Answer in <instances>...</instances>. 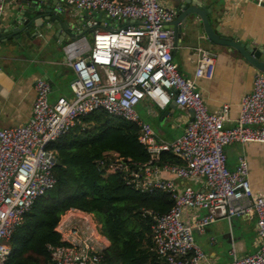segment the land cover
Returning a JSON list of instances; mask_svg holds the SVG:
<instances>
[{
	"label": "built area",
	"instance_id": "obj_1",
	"mask_svg": "<svg viewBox=\"0 0 264 264\" xmlns=\"http://www.w3.org/2000/svg\"><path fill=\"white\" fill-rule=\"evenodd\" d=\"M10 1L0 0V24ZM164 2L58 0L60 6L88 16L100 14L110 24L91 19L90 42L81 35L64 45L66 64L74 74L69 83L72 98L60 97L50 104V84L38 79L27 124L0 129V264H5L10 255V238L24 215L56 185L57 159L49 146L75 126L84 129L82 119L98 111L135 125L138 141L149 155L148 162L136 169L119 157L105 155L97 162L98 168L105 175L122 174L128 186L143 192H165L173 201L164 214L148 212L154 251L163 264H207L195 233H204L219 220L245 215L255 218L259 244L253 253L243 257L232 251L230 264H264V195L253 193L244 157L230 170L224 152L232 144H264V74L255 73L252 90L241 98L236 125L224 128L229 106L208 112L195 81L211 78L215 56L197 50L199 59L193 79L177 71L172 53L174 31L167 27L176 13ZM58 10L62 12L61 7ZM145 99L160 109L174 102L179 109L190 112L193 120L173 141L159 140L136 112ZM164 153L181 163L158 165ZM147 166L153 170L142 173ZM159 169L177 179L197 180L203 189H178L172 180L158 178ZM186 210L203 215L186 223ZM55 232L64 245L47 246V264H105L103 253L108 242L88 214L68 210Z\"/></svg>",
	"mask_w": 264,
	"mask_h": 264
},
{
	"label": "crops",
	"instance_id": "obj_2",
	"mask_svg": "<svg viewBox=\"0 0 264 264\" xmlns=\"http://www.w3.org/2000/svg\"><path fill=\"white\" fill-rule=\"evenodd\" d=\"M51 1L46 0V3H41V10L45 9L47 3ZM187 1L190 2L188 8L201 15L204 23L196 18L182 26L184 15L180 17L175 15L170 23L175 26L172 50L174 64L183 77L193 79L199 59L197 50L214 54L215 66L211 78L195 81L208 112L220 110L223 105L229 106L224 128H231L236 125L241 98L252 90L255 73L264 74V54L256 60L250 57L245 49L237 46V42H240L264 53V3L258 0ZM164 5L176 13L173 0H165ZM59 7L62 8V12H59ZM54 9L60 14L61 20L67 24L71 33L67 34L62 29H55L58 24L50 26V23L43 19L42 25L35 28L37 36L31 40L27 39L22 46H19L12 41V33L9 31L17 4L15 0H11L5 6L0 24V129L27 124L35 101L34 86L38 79H43L50 84L51 91L48 96L50 104L55 103L60 97L72 98L69 83L74 78V74L66 64L63 47L84 32L88 33L90 22L83 24L84 17L88 16L85 12L74 11L68 6L59 4ZM71 13L78 15L77 21L71 20ZM92 21L110 24L100 14L92 18ZM85 36L87 37V34ZM136 112L140 119L153 129L156 137L165 142H171L181 136L191 122V113L179 109L175 103L171 107L168 105L160 109L154 102L145 99L137 106ZM224 152L226 166L230 170L237 166L240 157H244L253 193L264 195V144H232L226 146ZM163 155L170 156L174 161H163ZM106 156L119 157L114 152H109ZM165 162L181 163L168 153L161 155L158 165ZM133 166L137 168L134 164ZM152 170V167L147 166L142 168V173ZM157 176L162 180H172L178 189L184 187L203 189L201 182L197 180L177 179L162 169H159ZM129 187L141 193H150ZM76 210L79 214L85 213L93 218L101 234L100 226L93 214ZM202 215L200 211L186 210L183 213V220L191 223ZM255 223L252 215H245L231 220H219L207 227L204 233H195V240L206 255V263L230 264L232 251L237 257L253 253L259 244ZM102 237L109 246L108 239L103 235Z\"/></svg>",
	"mask_w": 264,
	"mask_h": 264
},
{
	"label": "trees",
	"instance_id": "obj_3",
	"mask_svg": "<svg viewBox=\"0 0 264 264\" xmlns=\"http://www.w3.org/2000/svg\"><path fill=\"white\" fill-rule=\"evenodd\" d=\"M84 129L75 126L52 143L59 167L54 168L55 187L39 197L10 238L5 264H47L48 245L63 246L55 232L60 217L69 209L93 214L100 232L109 241L105 264H163L150 236L148 212L164 214L173 201L161 191L141 193L127 186L122 174L105 175L97 162L109 152L127 165L148 161L137 140V128L103 112L86 115ZM163 161H174L163 155Z\"/></svg>",
	"mask_w": 264,
	"mask_h": 264
},
{
	"label": "water",
	"instance_id": "obj_4",
	"mask_svg": "<svg viewBox=\"0 0 264 264\" xmlns=\"http://www.w3.org/2000/svg\"><path fill=\"white\" fill-rule=\"evenodd\" d=\"M15 2L17 4V10L14 14L12 25L9 31L12 33L11 36L12 41L17 45L22 46L27 39L31 40L32 38L37 36V32L35 28H38V26L42 25L43 19L49 22L50 26L52 24L54 25L58 24V27H55V29L59 28L60 30L62 29L64 33L67 34L71 33V30L67 28V24H65L61 20L60 14L54 9L56 6H58V0H52L51 3H47L46 5L47 7L43 10H41L40 5L41 3H46V0H15ZM173 2L175 3L176 17H180L181 15H184V19L181 22L182 26H185L186 24L189 23V21L196 18H199L201 20V23H204V20L201 15L188 8L190 2H188L187 0H173ZM203 12L204 14H206L205 9H203ZM95 17H97V14L92 13L91 16H87L86 19L83 20V24H86L88 21H90L92 18ZM39 22L40 25H38ZM167 27L171 28L174 31V35H175V30H174L175 26L168 24ZM88 33H92V29H90ZM85 34H87V32L83 33V35ZM226 40L230 41L232 39H226ZM5 43H7L6 40ZM237 46L239 48L245 49L246 53L249 54L250 57H253L256 60H259L261 54H264L261 53L259 49L250 47L249 45H244L240 42H237ZM173 103L174 102H171L169 106L171 107ZM192 120L193 119L191 115V121ZM59 166H60V162L56 160L55 167H59Z\"/></svg>",
	"mask_w": 264,
	"mask_h": 264
},
{
	"label": "rangeland",
	"instance_id": "obj_5",
	"mask_svg": "<svg viewBox=\"0 0 264 264\" xmlns=\"http://www.w3.org/2000/svg\"><path fill=\"white\" fill-rule=\"evenodd\" d=\"M71 15H72V17H71V20L72 21H77L78 20V15H75V13H71ZM81 19V18H80ZM84 19H86V17H84ZM108 21V20H107ZM113 26H116L115 24H113ZM87 39H88V41L90 42L91 41V39H92V35L91 34H89V33H87Z\"/></svg>",
	"mask_w": 264,
	"mask_h": 264
}]
</instances>
